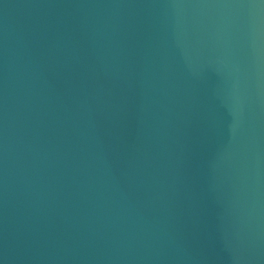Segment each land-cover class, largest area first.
Instances as JSON below:
<instances>
[{
	"label": "water",
	"instance_id": "water-1",
	"mask_svg": "<svg viewBox=\"0 0 264 264\" xmlns=\"http://www.w3.org/2000/svg\"><path fill=\"white\" fill-rule=\"evenodd\" d=\"M0 264H264V0H0Z\"/></svg>",
	"mask_w": 264,
	"mask_h": 264
}]
</instances>
